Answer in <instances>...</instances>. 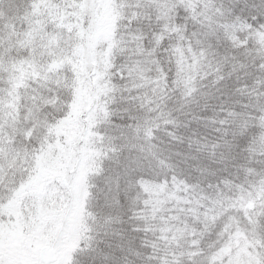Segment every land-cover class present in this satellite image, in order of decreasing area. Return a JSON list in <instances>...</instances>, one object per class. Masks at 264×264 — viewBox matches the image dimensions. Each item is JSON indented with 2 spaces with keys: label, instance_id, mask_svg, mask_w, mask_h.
Wrapping results in <instances>:
<instances>
[{
  "label": "snow or ice",
  "instance_id": "1",
  "mask_svg": "<svg viewBox=\"0 0 264 264\" xmlns=\"http://www.w3.org/2000/svg\"><path fill=\"white\" fill-rule=\"evenodd\" d=\"M0 264H264V0H0Z\"/></svg>",
  "mask_w": 264,
  "mask_h": 264
}]
</instances>
